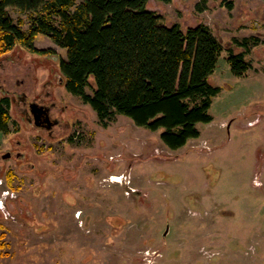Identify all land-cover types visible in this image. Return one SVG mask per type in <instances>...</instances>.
<instances>
[{"label":"rangeland","instance_id":"374dc122","mask_svg":"<svg viewBox=\"0 0 264 264\" xmlns=\"http://www.w3.org/2000/svg\"><path fill=\"white\" fill-rule=\"evenodd\" d=\"M148 9L184 31L206 25L222 44L209 78L221 88L214 120L172 151L161 131L126 116L102 122L66 88L67 50L48 37L35 41L46 54H1L0 99L55 102L62 127L50 137L12 104L10 133L0 132V264H264V0H150ZM9 13L28 30L27 15ZM232 54L246 55L244 77L231 73ZM204 138L219 139L205 158Z\"/></svg>","mask_w":264,"mask_h":264},{"label":"trees","instance_id":"16d2710c","mask_svg":"<svg viewBox=\"0 0 264 264\" xmlns=\"http://www.w3.org/2000/svg\"><path fill=\"white\" fill-rule=\"evenodd\" d=\"M149 1L0 0V55L17 46L46 54L35 41L48 37L67 50V58L60 60L66 88L102 122L126 116L137 127L161 131L164 146L177 151L200 137L199 124L213 121L210 109L221 88L209 78L224 49L206 25L184 31L178 24H163L148 9ZM227 6L232 10L234 3ZM10 9L28 16L27 31L22 20L12 19ZM245 56L228 59L236 77L251 69ZM91 77L95 88L89 94ZM10 110L11 100L1 98L4 134L10 133Z\"/></svg>","mask_w":264,"mask_h":264},{"label":"flooded vegetation","instance_id":"af4514ba","mask_svg":"<svg viewBox=\"0 0 264 264\" xmlns=\"http://www.w3.org/2000/svg\"><path fill=\"white\" fill-rule=\"evenodd\" d=\"M4 92L10 93L11 91L5 90ZM3 98H9L11 100V107L12 104H15L17 109L19 107V113L24 116L23 118L25 121L27 120L32 123L33 126L36 127L39 131L48 133L50 137L56 136V129H61L60 127H62V123L60 117L54 114V109L58 113H60L59 109H57V104L55 102L44 104L45 99H38V97H33L34 99L30 102L29 95L27 93L23 95H19L17 93L13 95V97H11L12 99L8 96L7 93ZM1 186L2 182L0 183V187ZM0 193V197H2V193H5V195H7V192L4 191V189L1 190Z\"/></svg>","mask_w":264,"mask_h":264},{"label":"crops","instance_id":"0c3cea01","mask_svg":"<svg viewBox=\"0 0 264 264\" xmlns=\"http://www.w3.org/2000/svg\"><path fill=\"white\" fill-rule=\"evenodd\" d=\"M213 117V116H212ZM213 120H214V117H213ZM253 121H250V125L251 126H253L254 124H251ZM253 123H255V122H253ZM202 124V123H201ZM200 124V125H201ZM210 124V123H209ZM231 124H229V126H230ZM199 126V125H198ZM228 126V127H229ZM200 131V130H199ZM202 137V132L200 131V137L199 138H201ZM215 138H217V137H215ZM203 139V138H202ZM194 140H196V139H194ZM204 140H207L208 142H209V144L211 143L210 141H212V145L211 146H213L212 148H213V151L211 152V153H209V154H202V155H200V157H207V156H210L213 152H215L219 147H218V142H219V139H212V140H209V139H206V138H204ZM191 141H193V140H191ZM191 141H189V143L191 142Z\"/></svg>","mask_w":264,"mask_h":264},{"label":"water","instance_id":"95a60500","mask_svg":"<svg viewBox=\"0 0 264 264\" xmlns=\"http://www.w3.org/2000/svg\"><path fill=\"white\" fill-rule=\"evenodd\" d=\"M168 231H169V228L167 229V231H166L165 235L168 233Z\"/></svg>","mask_w":264,"mask_h":264}]
</instances>
